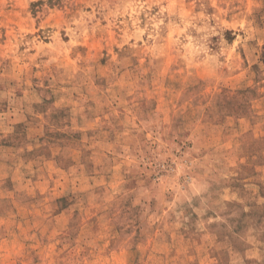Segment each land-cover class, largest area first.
Returning a JSON list of instances; mask_svg holds the SVG:
<instances>
[{
	"label": "rangeland",
	"instance_id": "rangeland-1",
	"mask_svg": "<svg viewBox=\"0 0 264 264\" xmlns=\"http://www.w3.org/2000/svg\"><path fill=\"white\" fill-rule=\"evenodd\" d=\"M0 264H264V0H0Z\"/></svg>",
	"mask_w": 264,
	"mask_h": 264
}]
</instances>
